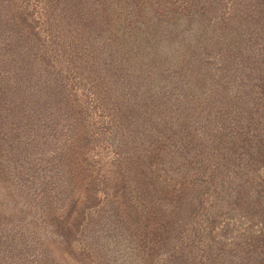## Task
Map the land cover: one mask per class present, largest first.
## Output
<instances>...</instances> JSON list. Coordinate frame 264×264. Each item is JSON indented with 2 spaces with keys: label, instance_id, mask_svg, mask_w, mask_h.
Returning a JSON list of instances; mask_svg holds the SVG:
<instances>
[{
  "label": "rangeland",
  "instance_id": "obj_1",
  "mask_svg": "<svg viewBox=\"0 0 264 264\" xmlns=\"http://www.w3.org/2000/svg\"><path fill=\"white\" fill-rule=\"evenodd\" d=\"M239 12L232 76L189 98L138 46L150 21L200 42ZM263 14L264 0H0V264H264Z\"/></svg>",
  "mask_w": 264,
  "mask_h": 264
},
{
  "label": "trees",
  "instance_id": "obj_2",
  "mask_svg": "<svg viewBox=\"0 0 264 264\" xmlns=\"http://www.w3.org/2000/svg\"><path fill=\"white\" fill-rule=\"evenodd\" d=\"M140 6L137 4L139 9ZM239 13V15L229 22L221 25L222 31L220 34L214 28V30L210 27L204 28L202 30L204 31V37L200 42L198 38L193 39L182 36L179 39L181 35H179V32H175V28H172V26L169 27L165 23L162 24L160 22L161 20L159 22L153 20L149 22L152 26L149 28V32L146 33L151 36L152 41H148V45H145L146 42L141 39L138 46L139 48H143L144 52L148 48L154 60L164 65V68L156 67V69H158L159 73H163V71L167 72L164 74L166 76L165 83L170 84L173 92L176 94L178 92L182 93L184 97L189 98L197 94V92H200L204 88L203 85L211 78H215L219 82V85H221L225 83L223 81H226L228 77L232 76L236 65L233 63V59L229 54L232 56V53L238 50V47L234 45L236 41L243 43L242 37L246 36V27L243 31L241 30V25L246 19L242 20V14L241 12ZM190 21H193V18ZM186 25H188V22H186ZM166 29H168L167 35L165 33ZM222 36H224V39H222ZM18 40L17 38V43L20 44L21 42ZM165 44L168 47H164ZM216 52H220L222 57V73L218 76L216 74L214 75L211 67H205L207 63L203 60L205 54L206 56H212L213 60V54ZM164 90L165 86H163ZM223 91L225 92V90ZM199 99L201 101L202 95Z\"/></svg>",
  "mask_w": 264,
  "mask_h": 264
}]
</instances>
